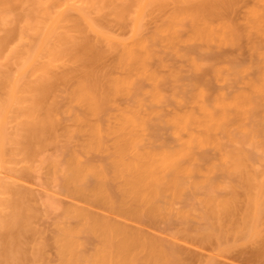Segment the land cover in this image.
I'll list each match as a JSON object with an SVG mask.
<instances>
[{
  "label": "bare ground",
  "instance_id": "obj_1",
  "mask_svg": "<svg viewBox=\"0 0 264 264\" xmlns=\"http://www.w3.org/2000/svg\"><path fill=\"white\" fill-rule=\"evenodd\" d=\"M32 1L33 0H31V2ZM135 1L133 2L134 4H139V6L135 4L137 9L133 7V3H130L132 4L130 6L126 0L118 2L120 5H122L121 3L123 2L128 3L127 6L134 8L132 11L129 8L127 9L126 3V7L120 8L119 4H115V0H34L33 4L35 9H33L34 7L32 4L33 11L30 9V11H28L30 14L32 11L33 14L30 15L27 12V14L30 15V17L29 15L27 17H29L31 21L29 18L24 20L25 22L23 21L25 27H22L23 29L20 28L22 30L18 31L19 34L17 32L18 36H16V38L18 37L20 40L17 41L20 42L21 39L24 38L21 32L24 34L23 31L25 29L28 32L32 30L31 32L34 34L31 35L35 36H30L29 33L24 39L29 41L32 39L28 40V37H36V40L33 39L35 40V42L33 41L35 44L30 45L31 47L29 46L30 48L28 49L24 48V51L21 52L23 56H21V53L19 54L20 50L16 51L17 53L13 50H9L8 55H4L5 57H3V59L6 60V57L9 59L11 54H14L12 56L14 60H16L15 56H17V54L20 55H18L19 58L25 55L23 59L17 57V60L19 63L21 61V66H24V69L25 66L27 69V67L29 68V65L34 62V65L38 63V61H35V58H41L39 56L40 52L43 51L45 54L49 53V48L53 49L56 44H54L53 48L51 45L59 38L61 42L56 43L61 46L60 50L63 51L62 43H64L63 40L66 38L64 36L63 40L61 37H55V39H53V36L58 35V33L53 35L54 30H56L54 26L59 28L60 26L58 27L56 24L59 23V21L62 23V18L64 19L66 17H64L65 13L71 9H76L74 11H77V13L79 12L78 14L84 19L88 12L86 11V6L88 4L89 7L96 5V7L99 8V6H97L98 4L101 3L104 5L106 3L104 7L109 9L110 6L112 9L115 7V12L120 8V17L123 18L119 19V16L117 17V14H114L121 23L124 22L121 20L124 19L127 12H129L127 14L135 13V15L133 14L135 17L130 14L128 18L129 20L131 18V23L134 20V27H136L140 23L139 20H141L139 16L144 15L145 9L148 6L146 4H149L150 1ZM161 1L164 2L165 0H160V2ZM179 1H188L187 5L188 3H191V5H188L186 9H181V5H185L184 3L186 2L182 3L179 7V3L176 2V4H174L175 1L173 0V3H171L172 6L170 7L174 9V7L178 6V9L172 11V8L166 4L168 2L169 5L171 0L164 2L166 6L161 2V4H164V7L171 9V13L167 11L166 16H164L166 18H162L163 22L161 21L160 24L166 23L164 26L158 29V25L160 24H157L158 27H154L152 31L153 35L152 32L148 33L152 35V37L149 35L151 37L150 40H143V35H141V37L137 34L140 30L139 27H136L137 32L136 30L131 32L132 35L129 32L130 35L128 36L131 37L129 38L127 36L129 38L127 41H124V39L121 41L119 38L116 40L117 37L111 36L115 38L114 41L107 34L106 37L103 35L104 38L98 35L102 33L99 32L97 37L99 38L100 36V40L101 38L105 39L103 40L104 44H106L105 41H107V44H109L108 50L103 48L101 51V48H99L96 43L92 42L94 43L92 45V43H90L91 41L88 42V40L85 39L82 40L84 43L81 41L83 44L79 42L77 43L78 45H74V47L78 46V48H74V50L70 48L71 51H73L71 53L76 52L75 55L73 54L74 56H76L77 53L79 54L76 58L74 56L72 58L73 61H77L76 63L78 65H76V67L79 66L77 69H74L75 74H79L74 75V73H71L73 70L72 67H67V70L65 67L63 72H66L62 76L61 73L63 72H61L59 75L61 77L52 75V78H54L50 79L48 77L51 76L47 68V71L45 69L43 70V68H41L42 70L37 69L44 72L46 71L47 73H45V76L49 75L45 78L42 73L43 79H40L41 75H39V83L35 80V84L36 82L39 84V88L37 86L38 89L35 88V85V87L32 85L29 88V90L32 89L33 91L27 89L30 93L27 103L28 106L32 93L36 94L37 92L39 96L38 98L35 96V98H31L33 102H30V106L32 107L28 109V106H26L28 110L25 109V112L32 110V112H30L34 115V113L37 112L36 110H38L39 115L38 112L36 115L38 117L41 116L39 118H43V120H35L32 122V126H29L30 129L27 128L29 132H32V134H30L32 135V139L29 138L27 141L33 140L35 142L34 139L38 138L43 143L42 139L44 138L41 134L45 133L46 136L47 134L51 136L50 133L58 129L57 133L59 134V132H61L59 138H61L62 135V138L69 142L66 148H60L62 150L59 155H57L58 152L55 151V153H57L56 155L54 153V156H57L56 158L52 156V154L49 157L44 156L46 159H44L43 156L40 157L43 158L44 161L46 160V162H43L46 164L48 160H50L49 158L52 157V160H50L48 166H46L50 167L49 170L51 169V172L47 169L49 172L48 174L52 173L51 176H53V178L51 176L50 178L55 181L54 184L53 182L51 183V189L52 191L54 190L53 192L59 189V191L57 190L58 194L61 193L59 197L61 195L65 196V198L61 197L63 200L67 198L65 202L62 200V212L57 214L58 216L61 215L60 218L56 215L57 221L55 222V220H53L54 218L52 219V221L55 222H51V225L54 224V232H51L53 229H51L50 232L54 234H52L51 240L48 238V240L51 241V243L49 242L50 244H48L49 250L53 251L51 256L55 257H53L54 260L52 262L47 261L45 264H183L185 262L181 263L180 260L181 256V259H183L182 253L180 252L181 255H179L178 248L175 249L172 243L168 242L166 237H162L159 232H162L163 228L168 229V227L170 225L173 226V224H180L183 227L190 225L189 228H193V225L194 227L196 224L200 225L202 221L208 222V225L210 223L212 227H216L209 230L211 226L209 225V227L207 225L208 231L212 232V230L215 229V232H218L219 228H222V224L219 222L222 218L220 219L221 216L219 215L218 220H216L219 212L216 211L217 208L215 209V207L221 208L223 205L224 210L221 208L223 211V213H221L222 215H224L225 212H228V214H236L232 210L236 208L234 202L237 199L232 200V197L238 198L236 194L239 192V189L233 190V188H231L230 190L233 191H230L229 187L237 188V186L241 185L240 192H242V189L245 191L244 194L246 197L242 193L243 202L241 203L243 204L244 200H246L249 205L244 203V208L241 205V210L243 212L239 211L241 214L243 213L245 215L246 208H248L245 218H247L248 213L252 209L253 211L250 213L253 212V214L257 216H259L260 211L263 212L264 209L262 208L263 210H260L259 208L262 207L261 200L264 199V194H262L264 181L263 179V182L258 181V177L260 174L264 175V167L261 169V166H259L264 162V0ZM7 2H9V0H7ZM12 2H17V0H10V4L6 10L10 9L9 7L13 4ZM21 2H23V0ZM4 4L7 6L6 2H2V5ZM107 4H109V7H107ZM5 5L4 7H6ZM118 5L119 8H116ZM187 5H185V7ZM100 7L102 8V5ZM92 9L94 8L92 7ZM143 10H145L144 13ZM237 10L240 11V14L238 13V18L236 17L237 14L234 15L236 19L232 18L233 14L237 13ZM124 13L125 15H123ZM136 14H139V18L137 17L138 19H136ZM24 15H21L23 19H25ZM1 17L3 16H0V23H4V19L2 20ZM83 19L81 20L83 21ZM164 19H167L166 22H164ZM64 20H66V18ZM86 21L84 23L89 24V21ZM90 25L91 24L88 25V28L92 26ZM91 29L93 33L96 30L94 27H91ZM155 29L159 30L157 31L159 33L158 36L155 35L157 34ZM130 30L132 31V29ZM146 34L144 36H147ZM9 35L10 34H7L8 38L10 37ZM50 35L53 36L51 37L52 39L48 41L54 40V42L50 45L49 43L52 41L47 43L46 46L48 50L47 47L46 50H44L45 42L50 38ZM59 36H61L60 33ZM149 36L148 38H150ZM11 38L12 37L8 39L10 40L8 43L12 41ZM7 39L5 40L4 38L1 40L0 47H3L2 49H4V47L6 49L7 46H5V42H7ZM18 42L13 46L18 47V45H25L26 43L25 41L23 44L24 40L20 42V44H18ZM67 42L65 41V45L68 48L71 47ZM112 42L117 46L116 50L118 51H116V53H112L115 49H112ZM65 48V52L67 51L70 53V49L68 51V48ZM98 48L100 49L99 51L97 50ZM104 50L117 56V60H113L112 58L114 56L110 54L111 58L109 59H112V62L117 61L118 66L120 65V69L123 67V69H121L122 72L121 70L117 72H120L121 75L115 78L112 77L111 79V75L116 72V69L111 75L107 74L106 70L104 71L105 67H103V64L105 62H103V58L105 54L107 55L109 53L103 52ZM44 53H41V56ZM48 55L52 56L50 53ZM55 57L58 59L54 54L52 58L49 57L53 61L55 60L54 62L49 59L50 61L45 60L43 64L55 63L57 61ZM77 57H79L78 60ZM12 58L8 63L16 64L15 66L17 68L15 67V69L19 71L17 60L14 61ZM169 59H175L178 62L176 65H178L179 68L175 66L173 68L174 63H172V65L169 64ZM100 60H102V64H100ZM6 61L5 63H7ZM11 61H13V63ZM111 61L108 62L112 65ZM180 62L185 64H181V66H183L181 69ZM79 63L82 64L80 65ZM114 64L112 67H118ZM44 65L50 69V65ZM155 65L157 66L156 68L154 67ZM82 66L84 69L82 70L81 68V71L79 69ZM101 67L104 68L103 71L106 72V75L104 72L103 73L107 80L111 81L109 82L110 84L107 80H104L106 78H104V75L101 73ZM159 67L162 68L163 71H161ZM32 69H34V67H32ZM35 70L36 69H34V71ZM69 70L70 72H68ZM158 70L161 74L166 72L165 74H167V76L165 77L164 74L163 77V74H159ZM18 71L15 70V74H19L20 72H22V74H27L26 72L24 73L25 70L21 69L19 72ZM188 72L191 73V75L194 74L196 77L198 76L202 81L198 79V83L193 82V80H191L192 76H187L189 74ZM4 73L1 74L6 77L7 75H4ZM117 73L115 75H118ZM22 74L20 73L21 78L18 76L16 80L14 78H5L4 80L3 77L4 87L6 85L9 86L6 82L9 83L10 79H14V81L21 80ZM97 77L102 78L99 79ZM97 79L99 82L100 80L102 81L101 85ZM144 79H147V82H149L148 84L146 83L147 85H142ZM103 80L105 84H103ZM145 82L143 84H145ZM164 82H166V87H164V85L162 86ZM10 84L11 90L9 89L10 86L7 87L10 90V92L7 93L9 94L7 95L8 100L11 99L9 98L11 93L12 96H14L15 88H17V84H20V82H17L15 85L13 81H11ZM106 84L107 89L103 86ZM32 87L38 91L36 90L35 92V89ZM21 88L19 85L17 92H20ZM50 93L55 94V99L56 94L61 96V99L59 98L61 101H57L59 100V96H57V102L50 103L48 101L44 104L48 100L45 99ZM17 94L21 95V92ZM54 94L53 96L52 94L50 95L51 101L54 100V98H52ZM115 96H118L119 100L121 98V101L119 102L118 99L115 100ZM119 96H123L125 101L122 102L123 97L119 98ZM15 97H13L14 100H21H17ZM13 99L8 103L5 101V104H3L4 101L0 103L2 108H7V111L4 112L7 113L10 111L8 107L10 109L12 108L14 104ZM20 102L21 101H19V103ZM6 104H8V107H6ZM50 104L53 106H50V108L48 107L49 109L45 108ZM15 105H17V103L14 104V106ZM22 105L20 108L24 109L25 106L23 105V107ZM41 107L46 110L44 109L43 111ZM4 109L0 108V115L3 113ZM39 109L43 111L40 110L42 114ZM25 112H21V114ZM6 113L4 117H2L3 115H1V117L5 118ZM29 114L27 115L28 119L30 118L28 117ZM24 117H26V115ZM27 118H25L24 122H26V124L27 121L31 123ZM59 118L65 119L68 123L64 120L60 122ZM1 120L3 121V119ZM2 121L0 123H2ZM61 123L62 125H60ZM2 124H0V126ZM60 126L62 127V131L59 129ZM28 133H26V135H28ZM38 133L42 139L38 137ZM30 135H28L26 139H28ZM35 135L37 136L35 137ZM51 137H54L55 140H59L58 137L55 138V135ZM64 137H66V139ZM62 138L58 143L63 140ZM39 140L35 143H38ZM45 142L46 144L50 143L48 140ZM0 143L3 142L0 140ZM27 143L29 142H26V144ZM33 144L30 145L31 149L28 144V149L30 150L28 151L31 152V154V150L34 152V149H32ZM38 144H40V146L42 145L40 142ZM1 146L2 144L0 147ZM62 146H64V144ZM3 147L4 146L0 148L1 151H3ZM58 149L59 148H56L57 151H59ZM41 162L42 160L39 159V163ZM248 165L254 169L252 173L250 172L251 170H248L249 168L246 169ZM262 165H264V163ZM245 169L246 172L243 171ZM258 170H260V174ZM259 179L261 180L260 177ZM53 185L54 187L57 186V189H53ZM224 188H226V190H224ZM220 190L226 192L223 194ZM219 191L222 192L223 197L232 195L229 197L230 201L222 200L226 204L223 203L220 198L222 194L218 195L220 193ZM231 192L233 193L231 194ZM225 193H227V195ZM52 194L46 195L47 198L49 196V201H57L58 199V201H61L60 198L57 199L54 197L56 196L55 194L51 196ZM228 197H225V199H228ZM47 198L46 200L48 201ZM47 201L46 204L48 203V206L46 205V207H48L49 210L53 207L52 210L55 209L54 211H56V208L61 209L60 205H58L59 208L55 207L59 202ZM228 202L232 203V206L229 205ZM258 202L261 204L260 207H257ZM49 203H53L55 206ZM15 205L19 206L21 204L15 203ZM49 205L51 207H49ZM226 205L230 212L227 211V208H224ZM250 205L255 207L250 208ZM21 206H23V204ZM20 208L22 212H17V214H19L17 218L24 212V208L27 207H23V209L22 207ZM220 208L217 210L219 211ZM255 210H257V212ZM15 212L14 209L12 212L14 216ZM28 212H30V210ZM28 212L27 216H29ZM216 212L217 215L215 216ZM250 213L248 219L250 216H255L250 215ZM24 214L25 213H23V219H25V221L21 220L23 223L25 222L27 224L29 221L27 222L26 220L29 219L24 218ZM228 214H226L227 216L225 215L226 219L224 216L223 219L226 221L231 219L228 223L232 224V220L236 219H234L232 214V217ZM241 214L238 215L241 216L238 217V221L244 217V215ZM262 214L260 215L262 216ZM14 216H11L12 218L9 219L6 224L7 228H5V230H7V233L2 236L3 244L1 247L4 246L5 248V240L7 243L8 240H13L9 244L14 245L16 249L20 248L16 242L18 240L15 239L19 237L16 234L19 233L17 231L20 230L21 227H14L17 221L15 220L17 219L16 216ZM228 216H230V218ZM257 218L258 217L249 219L250 224L247 223L246 219L244 221V218L241 219V221H243L241 224L240 221L239 224L236 223L237 221L233 222L232 227L234 223H236L234 227L237 228H233L234 234L238 236V241H240V239L243 241L244 239L245 242L246 237L248 239L250 237L251 240V238L253 239L252 236H256V234H259L260 237L258 236L256 238L254 236V240L251 241H256V239L259 241L258 238H261L260 234H264V230H262L263 228L258 230L256 226L259 224L256 225L255 223L254 225L251 221L254 219L253 222L258 221L257 223H259V221L262 222L264 218H258L259 220H257ZM212 223L215 225H212ZM184 224L188 225L184 226ZM216 224H221V227L217 228ZM229 224L227 225L230 227H228L225 232L230 233L229 229L231 225ZM203 225L206 227L205 223ZM239 225L240 227H238ZM261 225L260 228L264 227V224L261 223ZM21 226L23 231H20V235L24 233L25 236L24 226ZM160 226H164L161 231H159ZM25 227L27 233H29L31 228L26 225ZM13 228H15L14 233L16 236L14 235V238L10 240L8 238L13 237ZM28 228L29 232L27 230ZM197 228V231H199L200 226ZM34 230L35 229H33V231ZM37 230L39 231L40 229ZM204 230L202 232H204ZM260 230L263 232L260 233ZM38 231L36 233H38ZM206 231L204 234L201 233L200 235L206 238L209 235L208 239L210 240V235L212 233L209 232L210 234H208ZM41 232L39 233L41 234ZM219 232L221 235L222 232L225 235L224 231L219 230ZM219 232L218 234H220ZM36 233L35 231L34 234L32 232L34 236ZM237 233L240 235L244 233L246 237L244 236V238H242L243 236L240 237ZM29 234L26 236H29L28 238L31 239ZM218 234L213 235L216 236L218 240L220 237L219 241H223V235L221 237L218 236ZM234 234L231 232L228 237V239L231 238V242L236 240V236L234 240L231 237ZM21 236H23V234ZM262 236V244H264V235ZM48 237H50V234ZM204 237L202 241L205 242L206 240ZM216 238L215 240H217ZM38 240H35V242H40L39 238ZM218 240V247L216 248L219 250L221 247L220 251L225 250L224 247L226 246H220ZM33 242L34 241L31 242V246L35 243ZM41 242L44 243V240H41ZM41 242L38 244H41ZM225 243L228 244L227 242ZM255 243H257L260 249L261 246H259L258 242ZM259 243L261 245V240ZM48 244L46 242L44 245L41 244L42 246L40 245L36 248H39L41 251L42 247ZM11 245L8 247L10 248ZM19 245L21 246V241ZM229 245L233 246L234 244L231 245L229 241L228 246ZM33 246L35 248V245ZM50 246L53 247V250ZM1 247L0 250L5 252V250H3L4 248L1 249ZM8 247L6 246L5 249H7V252L9 251V254L5 252L4 254L6 255H4L3 252L0 251V255L2 254L6 257L7 254L10 255L14 252L12 251L13 247L11 248V252ZM20 249L15 251L18 255L15 254V252L13 254L15 257L11 255L12 259L14 258V260H16V264H19V262L17 263L18 256L22 253ZM39 249L38 253L40 252ZM35 250L36 249L32 248V254ZM42 250L41 252H45L44 250L46 249ZM254 250H257V248ZM36 251L35 253H37ZM253 251H251V254ZM45 253L44 255L41 253L42 256L48 257V252ZM259 253H263V249ZM2 255L0 264H13L12 261L14 260H10L11 262L2 261ZM8 257L11 258L10 256H7V258ZM208 257H211V255ZM32 258H34V256ZM258 258L260 259V257ZM34 260H32V262L36 264ZM184 261L186 260L184 259ZM262 263H264V261H262ZM202 264L204 263L202 262ZM205 264L216 263L212 259H209Z\"/></svg>",
  "mask_w": 264,
  "mask_h": 264
},
{
  "label": "rangeland",
  "instance_id": "obj_2",
  "mask_svg": "<svg viewBox=\"0 0 264 264\" xmlns=\"http://www.w3.org/2000/svg\"><path fill=\"white\" fill-rule=\"evenodd\" d=\"M13 1H15V0H13ZM22 0H17V2H12L13 4H12V6H10L9 8L10 9H8V10H6V8L9 6V4H10V0H9V2H7V0H0V16H3V17H1L2 18V20H3V22L4 23H0V44H1V40L2 39H4L5 38V40L8 38V36H7V34H10L9 36L10 37H12L11 38V42H9L10 43V45H9V43H8V41H10V40H8L7 39V42H5V46H7L6 47V49H5V47H4V49H2L1 47H0V49L2 50V52H1V50H0V72L3 74L4 72V75L6 74L7 76L6 77H4L1 73H0V77H1V79L4 77V80H5V78H14L15 80L16 79H18V78H16V77H20V73L22 74V72H20L19 74H15L16 72H15V70L16 71H18L17 69H15V65L14 64H11V63H8V62H10V60H11V58H12V56L14 55H12L11 53V58H10V56H9V59H8V57H6L5 59L6 60H8V61H6V60H4L3 59V57H5L4 55H8V53H9V50H13L14 52H16V51H19V54L21 53V52H23L24 51V48L26 49H28V48H30L31 46L30 45H33V44H35L34 42H35V38H33V37H28V40L29 39H32V40H29V41H27V40H25L24 38L25 37H27L28 36V34L30 33V36H35V35H31V34H34L33 32H31L32 30H29L30 32H28L26 29L23 31L24 32V34H22V32H21V35L23 36L24 35V38L23 39H21V41L20 42H23V40H24V42H23V44L25 43V41H26V43H25V45H22V44H20V42H18L17 40H20V39H18V37L16 38V36H18L17 35V32L19 31V30H22L25 26H24V23H23V21L24 20H26L27 18H29L30 17V15H32L33 13H32V4H33V2H34V0L31 2V0H23V2H21ZM120 1H122V0H120ZM120 1H118V0H115V4L117 3V4H119L118 2H120ZM125 1V0H124ZM128 3H129V5L131 6L132 4H130V3H133L135 0H132V1H128V0H126ZM150 1V3L149 4H146V5H148L147 7H146V11L145 10H143V13H144V11H145V13H144V15L143 16H139L140 17V19L141 20H139L140 21V23H139V25L138 26H136V27H139V31L137 32V28L136 27H134V20H133V18L135 17L134 15H135V13H133V14H131V15H133L134 17L132 18V23H131V18H130V20H129V18L128 17H130L129 15L130 14H127V13H129V12H125L126 13V15H125V13L123 14V15H125L124 16V19L123 20H121L122 22L124 21V22H126V23H121L120 22V20H118L117 19V17L119 16V19H122L121 17H120V8H124V7H126L127 5H128V3H126V2H123V3H121L122 5H120V8H119V5L116 7V8H119V10L117 9V12H115V7H113V9L111 8V6H110V9L109 8H105L104 6L106 5V3L103 5V4H101L102 5V8L100 7L101 5L100 4H98L97 6H99V8H101V9H99V8H97L96 7V5L95 6H90L91 7V9H90V7H89V4L86 6V11H88L87 12V15H85V17H84V19L85 18H87V19H83L82 17H81V15H79L78 13H77V11H74V10H76V9H71V10H69V11H67V13H65V15H64V17L66 18V20H64L63 18H62V23L59 21V23H57L56 25L59 27V28H57L56 26H54L55 27V29L57 30V32H56V30H54V28H53V30H54V33H53V35H55L56 33H58V35H55V36H53V39H55V37H57V38H59V37H61V39L63 40L64 39V36H65V40H63L64 41V43H62V47H63V51L62 50H60V48H61V46L59 45V44H57L56 42H61V41H59V39H56L55 41L56 42H54V40L51 42V41H48L49 39H52L51 37V35H50V38H48L47 39V42H45V49L44 50H46V44L47 43H49V42H51V43H49V45L50 44H52L53 42V45H51V47L53 48V46H54V44H56L55 46H54V48L53 49H51V48H49L50 50H48V47H47V50L48 51H50L49 53L50 54H52V56L51 55H48L49 53H47V54H45L43 51L42 52H40V57L41 58H39L38 59V57L37 58H35L36 60V62L38 61V63H36L35 65H34V63L33 64H31V65H29V68L27 67V69H26V66H25V69L23 68L24 66H21V61H20V63L18 62V60H17V57H18V55L19 54H17V56H15L16 58V60H14L13 58H12V60H14V61H16V62H18V64H19V66H18V69H22V70H25L24 71V73L26 72L27 74H22L21 76H22V79L19 81H14V79L13 80H9V83H7L6 82V84H9V86H10V90H11V81H13V83L16 85V83L18 82H20V84H17V88H19V85H20V88H21V95H19V94H17V93H20V92H17L18 91V89L17 88H15V93H14V96H12V93H11V95L9 96V98H11L10 100L12 101V99H13V97H15V99H17V100H19V99H21V100H19V101H21L20 103H19V101H16V100H14L13 101V103L14 104H16L17 103V105H15L14 106V104H13V106H12V108L10 109L7 105L8 104H6V107H8V109L10 110V111H8L7 113L6 112H4V111H7L6 109H4V107L2 108L1 107V105H0V108L1 109H4L3 110V113L1 114V115H3L2 117H4V115H5V113H6V116H5V118H2L1 117V115H0V122L2 121L1 119H3V121H2V123H0V124H2L1 126H0V140L3 142V143H0V145L2 144V146H4L3 147V151H1V149H0V247L2 246V244H3V240H2V236L4 235V234H6L7 232V230H5V228H7L6 227V224L8 223V220L9 219H11L12 217L11 216H14L13 215V211H14V209H15V216H16V218H17V216L19 215V214H17V212L19 213L21 210V208L20 207H22V209H23V207H27V208H24V212L23 213H25L24 214V218H26V219H29V220H26L28 223L26 224L25 222L23 223V221L22 220H24L25 221V219H23V213L19 216V217H21V218H17V219H15V220H17L16 221V224H15V226L14 227H21L20 228V230H18L17 232H19L18 234H16L17 236H19V237H17L15 240H18V241H16L17 243H18V246L20 247V248H22V249H20V248H17L18 250L20 249V251L22 250V253L21 254H19V256H18V261H17V263L19 262V264H35L34 262H32V260H34V258H35V262H36V264H45V262H47V261H53L54 260V258L53 257H55V256H51L52 255V252L53 251H51V250H49L50 248H49V244L51 243V241H49V240H51L52 238H51V236H52V234H54V233H51V232H54V224H52L51 225V222H53L52 221V219L53 220H55V222L57 221V217H59L60 218V216H58L57 214H60L61 212H62V206H63V201L65 202V200H67V198L66 199H62V198H65V196H60L59 197V195L61 194V193H59L58 194V191H59V189H57V186H55L54 187V185H53V189H57L55 192H53L52 191V189H51V183L53 182V184H54V182L55 181H53L51 178H50V176H51V174L52 173H50V174H48L49 172H51L50 170H49V168L50 167H46V166H48V162H50V160H52L51 158H49L50 160H48V162H47V164L46 163H43V162H46V160L44 161L43 160V158H44V156H47V157H49L51 154H52V156H54V153H55V151L56 152H58V154L57 153H55V155L57 154V155H59L60 153H61V150L62 149H64V148H66L67 146L66 145H68V143L69 142H67L66 140H64L63 138H62V135H61V138L63 139V140H61V142L60 143H58L59 142V140L61 139V138H59V136H60V134H61V132H59V134L57 133L58 132V129L57 130H55L54 132H52V133H50L51 134V136L53 135H55V138H57L58 137V139L59 140H55L54 139V137H51V136H49L48 134H47V136H46V134L45 133H43V134H41V136H43V138L45 139H42L41 137H40V135H39V133H38V137H40V139H42L43 140V143L37 138H35L34 140H35V142L37 141V140H39L38 141V143L40 142L42 145L43 144H45V145H41L40 146V144H38V143H35L33 140H31V141H27V140H29V138H31L32 139V135H30V134H32V132H29V130H27V128L28 129H30V127L32 126L31 124H32V122H34L35 120H43V118H39V117H41V116H37L36 115V113L38 112V110H36L37 112H35L34 113V115H33V113H31L32 112V110H30V111H27V112H25L26 110H28V109H31V107L32 106H30L31 104H30V102L32 101L33 102V100L31 99L32 97L33 98H38V96H39V94H37V92H36V90L39 88V84H37V82L39 83V81L40 80H38V78H40V76L39 75H41V78L40 79H43V77H42V73H43V76H45V73H47L46 71L48 70V73L50 74V76L51 77H48V78H52V75H58V77H61L65 72H63L64 70V68L66 67V70H67V67H72L73 68V70H72V68H71V70H72V74L74 73V75H76V74H79V73H76L75 74V70L74 69H77L79 66H77L76 67V65H78L76 62L77 61H73L72 60V58H73V56L75 55V53H71V52H73V51H71V49L70 48H72L73 50H74V48H78V44L77 43H79L80 42V44H83L84 43V41H82L83 39H85V40H88V42L89 41H91L90 43H92V42H94V43H96L97 44V46L99 47V48H101V51L103 50V48H105V50H108V46H109V44H107V41H105L106 42V44H104L103 43V40H105V39H103V38H101V40H100V36H105L106 37V34L108 35V36H110V38L111 39H115V38H112V37H117L116 38V40H118V38H119V40H121V41H123V39H124V41H127V40H129V38L131 37H129L128 35H130V33L131 32H133V30H136V32H137V34L138 35H143V37H142V39L143 40H150L151 39V37H152V35H153V30H154V27L155 28H157L158 26H159V28L158 29H160V27L161 26H164V24H166V23H164V24H160V22L162 21V18L164 17V16H166V12L167 11H170V13H171V9H167L168 7H164V2H166L167 0H165L164 2H162V3H164V4H161V2H160V0H149ZM175 1V3L174 4H176V2L177 3H179L178 4V6L180 7V5L182 4V3H184V2H186V3H184L185 5H187V2L188 1H184V2H181V1H179V0H174ZM179 1V2H178ZM206 1V0H205ZM2 2L4 3V2H6V4H7V6L6 7H4V5H2ZM136 2V1H135ZM147 2H148V0H147ZM159 2H160V4H159ZM169 2V1H168ZM168 2L166 3L167 4V6H172V4L171 3H173V0H171V2L169 3V5H168ZM181 2V3H180ZM99 3V2H98ZM114 3V2H113ZM125 3H126V6H125ZM116 4V5H117ZM134 4V3H133ZM136 4V3H135ZM134 4V5H135ZM138 4V3H137ZM136 4V5H137ZM166 4H165V6H166ZM109 4H107V7H109L108 6ZM113 5V4H112ZM124 5V6H123ZM133 5V7L135 8V9H137V6L135 5L134 6ZM145 5V6H146ZM162 5H163V7H162ZM185 5H181V9H186L187 7H188V5L190 6L191 5V3H188V5L185 7ZM115 6V5H114ZM122 6V7H121ZM130 6H127V9L129 8V9H131L132 11L134 10V8L132 7H130ZM138 6H139V4H138ZM174 6H176V5H174ZM177 6V7H178ZM33 7H34V4H33ZM92 7L94 8V9H92ZM177 7H174V9H178ZM183 7H185V8H183ZM170 8H172V11H174V9H173V7H170ZM179 8V9H180ZM32 10L31 11V14L28 12V11H30V10ZM33 9H35V7L33 8ZM88 9V10H87ZM115 9V10H114ZM6 10V11H5ZM126 10V9H125ZM238 10H240V9H238ZM237 10V13H235V14H233V16H232V18H235L236 19V17L238 18V13L240 12V11H238ZM128 11V10H127ZM130 11V10H129ZM27 12L30 14H27ZM85 12V11H84ZM124 12V11H123ZM135 12V11H134ZM117 14V17H116V15L115 14ZM138 13V12H137ZM143 13H140V14H143ZM24 14H27V15H24ZM84 14H86V13H84ZM168 14V13H167ZM237 14V16L235 17L234 15H236ZM240 14V13H239ZM21 15H24L25 17V19H23L22 17H21ZM29 15V17H27ZM137 16H136V19H138L139 17H138V15L139 14H136ZM80 16V17H79ZM168 16V15H167ZM138 17V18H137ZM23 19V20H21V19ZM164 18H166V17H164ZM30 19V18H29ZM81 19H83V21L81 20ZM20 20H21V22H20ZM87 20V21H86ZM165 20V19H164ZM167 20V19H166ZM166 20L164 21V22H166ZM30 21H31V19H30ZM88 22L89 21V24H91L90 26L91 27H94L96 30H97V32H96V30L94 31V33L96 34V36H95V34L91 31L92 29H91V27H89L88 28V23H86L87 24V26H86V24L84 23V22ZM130 21V22H129ZM139 21H137V22H139ZM25 22V21H24ZM163 22V21H162ZM58 24H61V25H58ZM157 24H160V25H158L157 26ZM22 25V26H21ZM23 27V28H22ZM187 27H188V25H187ZM20 28H22V29H20ZM130 29H132V31L130 30ZM162 29V28H161ZM94 30V29H93ZM156 30V29H155ZM157 31H159V30H156V33L157 34H155V35H157L158 36V32ZM26 32H27V34H26ZM99 32H102L101 34H98ZM130 32V33H129ZM150 32H152V35L151 34H148V33H150ZM155 32V31H154ZM59 33H60V35L61 36H59ZM147 33V34H146ZM18 34H19V32H18ZM26 34V35H25ZM51 34H52V32H51ZM97 34L98 35H100L99 36V38L97 37ZM147 35V36H144V35ZM131 35H132V33H131ZM149 35H151V37L149 36ZM20 36V35H19ZM63 36V37H62ZM103 36V37H104ZM112 36V37H111ZM129 38H128V37ZM148 36L150 37V38H148ZM104 37V38H105ZM126 37H127V39H126ZM138 37V36H137ZM145 37V38H144ZM154 37V36H153ZM160 37V36H159ZM109 38V37H108ZM27 39V38H26ZM33 39H35V40H33ZM67 40H68V42H67ZM30 41H32V42H30ZM34 41V42H33ZM65 41L67 42V44L68 45H71V47H67L66 45H65ZM83 43H82V42ZM115 41V40H114ZM16 42H18V44H20L21 46H19L18 45V47L16 46V47H14L15 46V44H17ZM27 42H29V43H27ZM85 42H87V41H85ZM87 42V43H88ZM94 43H92V45L94 44ZM110 43V42H109ZM73 44V45H72ZM75 44H77L76 46L77 47H74V45ZM95 44V45H96ZM14 45V46H13ZM112 49H114V52H112V53H116V51H118V50H116V48H117V46L115 45V44H113V42H112ZM30 46V47H29ZM50 47V46H49ZM68 48V51H69V49H70V53L69 52H65V50H64V48ZM95 47V46H94ZM65 48V49H66ZM97 49L98 51L100 50V49ZM107 48V49H106ZM4 50V51H3ZM103 51V52H106V53H108L109 51ZM48 51H46V52H48ZM77 51V50H76ZM100 51V52H101ZM111 51H113V50H111ZM11 52V51H10ZM52 52V53H51ZM54 52V53H53ZM78 52V51H77ZM102 52V53H103ZM17 53V52H16ZM15 53V54H16ZM41 53H44V54H42V56H41ZM111 52H109L107 55L105 54V53H103V54H105V57H106V59H105V57L103 58V62H105L104 64H103V67H105V69L104 68H102V71H101V73L104 75V73H105V75H106V72H107V74H109V75H111V73L113 72V71H115V69H116V72L115 73H112V75H111V79H112V77H117V76H119V75H121L120 74V72L119 73H117L118 71H120L121 69H123V67L120 69V65L118 66V63H117V61L115 62V61H113L114 63H117V64H114L111 60L113 59V60H115L116 59V57L117 56H115V54H112ZM53 54H54V56H57L58 57V59L55 57V59L57 60L55 63H50V64H48V63H44V64H46V65H50V69L48 68V67H46L44 64H43V62L45 61V60H48V61H53L51 58L53 57ZM55 54H58V55H55ZM74 54V55H73ZM110 54H112L113 56V58L112 59H109V58H111V55ZM77 55H79L78 53H77ZM76 55V56H77ZM20 56V55H19ZM21 56H23V54L21 53ZM76 56H74L75 58H76ZM24 57H25V55H24ZM24 57H18L19 59H23ZM49 57H51V58H49ZM50 59V60H49ZM79 59V57H77V60ZM117 60V59H116ZM5 61L7 62V63H5ZM48 61H46V62H48ZM55 61V60H54ZM53 61V62H54ZM111 61L112 62V65L114 64V65H116V66H118V67H116V68H114V67H112V65L111 64H109V62ZM12 63H13V61H11ZM79 62V61H78ZM102 62V60H100V64H102L103 63ZM107 62V63H106ZM176 62V63H175ZM15 63V62H14ZM172 63H174L173 64V68H174V66L175 67H178L179 68V66L178 65H176V64H178V62L175 60V59H169V64H171L172 65ZM80 64V63H79ZM82 64V63H81ZM80 64V65H81ZM99 64V65H100ZM181 64L183 65L184 63H182V62H180V66H181ZM33 65V66H32ZM43 65V66H42ZM51 65H52V67H51ZM185 65V64H184ZM31 66V67H30ZM100 66H102V65H100ZM32 67H34V69H36L35 71H34V69H32ZM75 67V68H74ZM155 68L157 67L156 65L154 66ZM183 66H181L180 67V69L182 68ZM17 68V67H16ZM41 68H43V70L45 69L46 70V68H47V70L44 72V71H40V70H42ZM81 68H82V70L84 69V67L82 66V67H80V69L79 70H81ZM114 68V69H113ZM154 68V69H155ZM186 68V67H185ZM184 68V69H185ZM33 70V71H31V70ZM37 69H40V70H37ZM103 69H104V71L106 70V72H104L103 71ZM159 69H161V71H163V69L162 68H160L159 67ZM175 69H177V68H175ZM3 70H5V71H3ZM19 70V71H20ZM81 70V71H82ZM3 71V72H2ZM18 71V72H19ZM74 71V72H73ZM78 71V70H77ZM76 71V72H77ZM81 71H78V72H81ZM17 72V73H18ZM61 72H63V73H61ZM68 72H70V70L68 71ZM104 72V73H103ZM121 72H122V70H121ZM156 72H157V70H156ZM165 72V71H164ZM168 72V71H167ZM60 73H61V76H59L60 75ZM118 74V75H115V74ZM158 73L159 74H161L160 73V71L158 70ZM166 73V72H165ZM165 73H162L163 74V77H164V74ZM189 73V72H188ZM48 74V75H49ZM161 74V75H162ZM185 74V73H184ZM48 75H46L45 76V78H47V76ZM99 75H101V74H99ZM104 75V78H106V76ZM115 75V76H114ZM189 75H191V73H189L187 76H189ZM194 75V74H193ZM193 75H191V76H189V77H191L192 79L191 80H193V82H196V83H198V81L200 80V81H202L198 76L196 77L195 75V77L193 76ZM39 76V77H38ZM108 76V75H107ZM167 76V74H165V77ZM103 77V76H102ZM102 77H100V78H102ZM21 78V77H20ZM54 78V77H53ZM52 78V79H53ZM97 78H99V77H97ZM99 78V79H100ZM103 78V79H104ZM108 78H110V77H108ZM1 79H0V103H2L3 101V104H5V101H7L6 103H8L10 100H8V97H7V95H9V94H7L8 92H10V90L7 88V87H9L8 85H6L5 87H4V85H3V79H2V81H1ZM59 79V78H58ZM199 79V80H198ZM7 80V79H6ZM35 80H37V82H36V84H35ZM56 80V79H55ZM104 80H107V78L106 79H104ZM104 80H103V82H104ZM97 81H98V79H97ZM108 81V80H107ZM146 81V82H145ZM16 82V83H15ZM99 82V81H98ZM109 82H111V81H108V83ZM145 82V84H143ZM100 85L102 84V81L100 80ZM149 83V82H147V79H144V81L142 82V85H147V84ZM165 83L166 82H164L163 84H162V86L164 85V87H166L165 86ZM169 83V82H168ZM103 84H105V82L103 83ZM110 84V83H109ZM108 84V85H109ZM3 87H2V86ZM33 85V87H35V88H37V86H38V88L37 89H35V88H33V89H35L34 91L36 92V94L34 93H32L31 95H30V102H29V106L27 105V103H28V100H29V92L27 91V89L29 90V88L31 87ZM35 85V86H34ZM167 85V84H166ZM103 86H105V88L107 89V84L106 85H103ZM161 86V87H162ZM168 86V85H167ZM169 86H170V84H169ZM5 88V89H4ZM6 89H7V92H6ZM29 91H33L32 89L31 90H29ZM38 91V90H37ZM39 93H40V91H39ZM17 94V95H16ZM52 94V96H53V94L54 93H50V95ZM19 95V96H18ZM50 95H48L47 96V98L45 99V100H47L44 104H46L48 101L51 103H53V102H55L56 101V99H57V96H59V95H57L56 94V99H55V94H54V97H52V98H54V100L53 101H51V96ZM22 96V97H21ZM35 96V97H34ZM21 97V98H20ZM120 97H123V96H119V98ZM61 99V96H59L58 97V99ZM116 98V99H115ZM115 98H113V99H115V100H117L118 99V96H115ZM4 99V100H3ZM6 99V100H5ZM25 101H24V100ZM57 100V101H61V100ZM23 100V101H22ZM115 100H113V101H115ZM119 100V99H118ZM123 101L122 102H124L125 101V99H124V97H123V99H122ZM56 101V102H57ZM121 101V98H120V100H119V102ZM23 102V103H22ZM31 102V103H32ZM24 105L25 106V108L24 109H22V108H20V106L21 105ZM43 104V105H44ZM22 105V106H23ZM9 106H10V104H9ZM23 106V107H24ZM26 106H28L27 108L28 109H26ZM46 106V105H45ZM50 106H51V104L48 106H46L45 108H47V109H49L50 108ZM53 106V105H52ZM51 106V107H52ZM11 107V106H10ZM49 107V108H48ZM45 108H43L42 109V107H41V109L44 111V109ZM26 109V110H25ZM41 109H39V111L41 110ZM24 110V111H23ZM41 110V111H42ZM46 110V109H45ZM2 111V110H1ZM40 111V112H41ZM42 111V112H43ZM21 112L23 113V112H25L24 114H21ZM42 112H41V114H42ZM32 114V115H30V114ZM29 114V116L28 117H30L29 119L27 118V115ZM40 114V115H41ZM26 115V117H24ZM38 115H39V112H38ZM22 116H23V118H22ZM61 116V115H60ZM7 117V118H6ZM33 117H36V118H33ZM62 117V116H61ZM25 118H27V120H30L31 121V123H29V121H27V124H26V122H24L25 121ZM45 119V118H44ZM60 119V122H62V120H64L65 122H67L65 119H61V118H59ZM5 120V121H4ZM33 120V121H32ZM65 122H63V123H65ZM68 123V122H67ZM30 124V125H29ZM28 125V126H27ZM60 125H62V123L60 124ZM30 126V127H29ZM2 128V129H1ZM61 126H60V130H61ZM27 131V132H26ZM31 131V130H30ZM62 131V130H61ZM2 132V133H1ZM29 132V133H28ZM26 133H28V135H30V137H28V139H26L27 138V136L28 135H26ZM2 134H3V137H2ZM37 135H35V137H36ZM34 138V137H33ZM65 139H66V137H64ZM46 140H48L50 143H47L46 144ZM57 141V142H56ZM66 141V142H65ZM26 142H29V143H27L26 144ZM53 142V143H52ZM35 145H34V144ZM65 143H67V144H65ZM28 144H29V148L31 149V147H30V145L31 144H33L32 145V149H34V152H33V150H31L32 151V154H31V152H29L30 150L28 149ZM64 144V146H62ZM37 145V146H36ZM2 146L0 147V148H2ZM63 147V148H62ZM56 148H59L58 150L59 151H57L56 150ZM60 148H62V149H60ZM29 150V151H28ZM43 156V158H40V157H42ZM55 158L57 157V156H54ZM39 159H41L42 160V165H41V163H39ZM44 159H46V158H44ZM264 163V162H263ZM262 163V164H263ZM259 165V166H261V169H262V167H264V165ZM43 165H45V166H43ZM249 168V169H248ZM47 169H48V171H47ZM246 169H248V170H251L250 172L252 173L253 172V168L251 167V166H249L248 165V167L246 168ZM246 169L245 170H243V171H245L246 172ZM258 169H260V168H258ZM262 171V170H261ZM263 171H264V168H263ZM260 172V170H258V173ZM248 173V172H247ZM243 174H244V172H243ZM246 174V173H245ZM260 174V173H259ZM248 175H250V174H248ZM263 174H260V178H261V180L259 179V177H258V181H262V179H263V181H264V178H263ZM52 178H53V176H51ZM234 179H236V178H234ZM52 180V181H51ZM238 180H240V179H238ZM237 180V181H238ZM236 181V182H237ZM262 181V182H263ZM56 185V184H55ZM228 188V187H227ZM231 188H233V190H237V189H239V192H237V194L236 195H238V198L237 197H235V198H233L232 197V200H235V199H237L235 202L234 201H232V202H234L235 204H236V208H235V210H232V209H230V210H232V211H234V213H236V214H233V213H231L232 215H233V217H234V219H236V220H232V224H233V222L235 221H237L236 223H238L239 224V221H240V224H241V222H243V221H241V219H243L244 218V221H245V219H246V221H247V223L248 224H250V220L249 219H251V218H256V217H258L259 219H263L264 218V199H260L261 200V204H262V207H260L261 206V204L258 202V204H257V207H260L259 209L260 210H263V212L262 211H260L259 212V216H257V215H255V214H253V212L252 213H250L251 211H253V209L249 212L250 213V215H255V216H250V218L248 219V215H249V213H248V215H247V218H245L246 216V212H247V209L248 208H246V211H245V215H244V217L243 218H241L239 221H238V217H241V216H238V215H240L241 214V212H239V211H242L241 210V207L243 206V208H244V206L245 205H243L244 203L245 204H248L247 202H246V200H244V203L242 204L241 202H243V200H242V193L244 194L245 193V191L242 189L241 191L242 192H240V189H241V185L240 186H237V188H234V187H229V190L231 189ZM243 188V187H242ZM264 188V187H263ZM223 190V189H222ZM222 190H220V191H222ZM224 190H226V188H224ZM229 190H228V193H229ZM233 190H230V191H233ZM219 191V192H220ZM51 192V193H50ZM52 192H53V194H55L56 192V196H54V197H56L57 199L58 198H60V200L61 201H53V200H51V201H49V196H48V198L46 197V195H50V194H52ZM223 192V194H224V192H226V191H222ZM222 192H220L218 195H220V194H222ZM235 192V191H234ZM263 192H264V189H263ZM262 192V194H264ZM233 192H231V194H232ZM53 194L51 195V196H53ZM223 194L220 196V198H221V201L223 200V201H225V200H227V201H230V198L229 197H231V196H224L223 197ZM226 195H227V193H225ZM230 194V193H229ZM261 194V195H262ZM217 195V196H218ZM234 195V194H233ZM235 195V196H236ZM261 195H260V197H261ZM51 196H50V198H51ZM58 196V197H57ZM244 196H245V194H244ZM263 196V195H262ZM62 197V198H61ZM225 197H228V199H225ZM246 197V196H245ZM46 198L48 199V201L46 200ZM56 198H54V199H56ZM219 198V199H220ZM223 198V199H222ZM264 198V197H263ZM53 199V198H52ZM245 199V198H244ZM63 200V201H62ZM46 201L47 202H55V203H58L57 204V206H55V204H53V203H49V204H53L55 207H58V205H60V207H61V209H57L56 208V211H54V210H52V209H48V207H46V205L48 206V203L46 204ZM222 201V202H223ZM258 201H259V199H258ZM221 202V203H222ZM263 202V203H262ZM15 203L16 204H23V206H21V205H15ZM60 203H62V204H60ZM223 203H225V202H223ZM226 204V203H225ZM228 204L229 205H231L232 206V203H230V202H228ZM227 204V205H228ZM260 204V205H259ZM52 205V206H53ZM227 205H226V207H224V208H227ZM242 205V206H241ZM249 205V204H248ZM247 205V206H248ZM234 206V205H233ZM17 207H19V208H17ZM29 207V208H28ZM49 207H51L50 205H49ZM235 207V206H234ZM253 207V205H250V208H252ZM255 207V206H254ZM253 207V208H254ZM59 208V207H58ZM219 209L217 206L215 207V209ZM221 208H222V210H224L223 209V205L221 206ZM221 208H220V210L218 211L217 209H216V211L217 212H219V214H218V216H217V219L216 220H218V218H219V215L221 216L220 217V219H221V221L219 220V222L222 224V228H219V230H221V231H227V229H228V227H230V226H228L227 224H229L228 222H229V220H231V219H228V221H226L225 219V217L227 216L226 214H228V212L226 213H224V215H222L221 213H223V211L221 210ZM229 208H231V207H229ZM263 208V209H262ZM19 211H18V210ZM25 209H27V210H25ZM234 209V208H233ZM257 209V208H256ZM30 210V212H28ZM60 210V211H59ZM226 210V209H225ZM245 210V209H244ZM250 210V209H249ZM28 212V215L30 216H27V212ZM59 211V212H58ZM220 211H222V212H220ZM227 211H229V209L227 208ZM256 212H257V210H255ZM22 212V211H21ZM217 212H216V214H215V216L217 215ZM230 212V211H229ZM243 212V211H242ZM255 212V213H256ZM12 213V214H11ZM30 213V214H29ZM239 213V214H238ZM263 213V214H262ZM231 214H228V215H231ZM241 214V215H242ZM257 214V213H256ZM260 214H262V216L260 215ZM8 215H10V216H8ZM56 215H57V217H56ZM226 215V216H225ZM232 215H231V217H232ZM14 216V217H15ZM223 216H224V218L225 219H223ZM229 218H230V216H228ZM58 218V219H59ZM257 218V220H259ZM18 219H19V221H18ZM22 219V220H21ZM22 222H21V221ZM214 220H215V218H214ZM213 220V221H214ZM253 220L254 219H252V223H254V225H255V223H256V225L257 224H259L258 226H256V227H258V230L259 229H262V230H264V227H261L260 228V225H261V223L262 224H264L263 223V221L261 222V221H259V223H257V222H253ZM256 220V219H255ZM18 222V223H17ZM20 222V223H19ZM55 222H53V223H55ZM212 222V221H211ZM216 222V221H215ZM214 222V223H215ZM218 222V223H219ZM201 223H202V225H201ZM200 223V225L199 224H196V226L197 227H199L200 226V229H199V231H197V227H196V229L194 230V225H193V228L192 227H190L189 228V226L190 225H188V224H184V226L186 225H188L187 227H183V226H181L180 224H177V223H175V224H177V225H174L173 224V226L172 225H170L169 227H168V229L167 228H163L164 226H160V228H159V231H161L162 230V228H163V230H162V232H159V234H161V236L162 237H166L167 238V240H168V242H170V243H172V245H173V247L175 248V249H177L178 251H179V255H181L180 254V252L182 253V255H183V259H181V257H180V260H181V263H183V262H185V263H183V264H202V262L205 264L207 261H209V259H212L216 264H264V263H262V261H264V246H262V245H264V244H262V241H263V239H261V238H263V236L262 235H264L262 232V230H260L261 232L260 233H262V234H260L261 235V238H258V240L260 241L261 240V245H260V243H259V241H257V239H256V241H251V240H254V236H252L253 237V239L251 238V240H250V237H249V239L246 237V235L244 234V233H242L241 235L240 234H238V235H240V237L241 236H243L242 238H244V236L246 237V241L244 242V239H243V241L240 239V241H238L237 239H238V236L236 235V234H234L235 232H234V228H237V227H234V225L236 224V223H234V225H233V227H232V224H229V225H231V228L229 229L230 230V233L232 232V234H234V235H232L231 237L233 238V240H234V237L236 236V240L235 241H233V242H231V238H229L228 239V237H229V235H230V233L229 232H225V235H224V233L222 232V235H223V237H222V235H221V233L219 232V230H218V232L220 233V234H218V232H215V229L214 230H212V232L211 231H208L207 230V227L210 225L211 226V224L209 223V225L205 222V221H202ZM206 224V227H204L205 225H203V224ZM221 224L219 225V224H216V226H217V228L218 227H221ZM237 224V225H238ZM21 225H23L24 227V232H25V236L27 235V234H29L30 235V238L31 239H29L27 236L25 237L24 236V233H21V235L23 234V236H21L20 235V231L22 232L23 231V229H22V226ZM25 225L26 226H29V228H31V230H30V232H29V228L27 229L28 230V232L29 233H27V231H26V227H25ZM183 225V224H182ZM199 225V226H198ZM208 225V226H207ZM212 225H215V224H213L212 223ZM219 225V226H218ZM202 226V227H201ZM209 226V227H210ZM261 226H263V225H261ZM52 227V228H51ZM204 227V228H203ZM238 227H240V225L238 226ZM16 228V229H17ZM213 228H216V227H210L209 228V230H211V229H213ZM33 229H35L34 231H35V233L38 231L37 229H40L39 231H38V233L39 232H41V234H40V236H39V234L38 233H36L35 234V236H38V237H35L33 234H34V231H33ZM51 229H53L52 231H51ZM205 229V230H204ZM223 229V230H222ZM201 230V231H200ZM204 230V232L206 231V232H208V234H210V233H212L210 236H211V238H210V240L208 239V237H209V235L207 236V238L206 237H204L203 236V234H204V232H202ZM228 230V231H229ZM33 232V234H32V232ZM51 231V232H50ZM217 231V230H216ZM15 232V228H13V230H12V234ZM210 232V233H209ZM214 232V233H213ZM27 233V234H26ZM201 233H203L202 234V236L204 237V239L206 240L205 242L204 241H202L203 240V237H201ZM240 233V232H239ZM34 236H32V235ZM49 234H50V237H48L49 236ZM213 234H218V236H221L222 238H226L225 240L223 239V241H219L220 240V237H219V240L216 238V236H214ZM14 235H15V233L12 235L13 237H10V238H8V239H10L11 240V238H14ZM15 235V236H16ZM33 238H32V237ZM259 236V234H256V238ZM172 239H170V238ZM260 237V236H259ZM38 238L40 239V242H41V240L43 241L44 240V243H46L47 242V246H43L42 247V249H46V250H44L45 252L47 251L48 252V254L49 255H47L48 257H43L42 256V254L41 253H43V255H44V253L45 252H41V251H43L42 249H41V251H40V249H39V251L41 252H39L38 253V249L36 248V247H39L41 244H43L44 245V243L43 242H41V244H38V243H40V242H38V243H36L35 242V240H38ZM47 238V239H46ZM48 238H49V240H48ZM51 238V239H50ZM215 238L218 240V242H219V244H220V246L222 245V246H226V247H224L225 248V250H223V248H222V250L224 251H220L221 250V247L219 248V250L216 248V247H218V243H217V240H215ZM221 238V239H222ZM7 239V240H8ZM20 239V240H19ZM207 239H208V241H207ZM31 240V241H30ZM212 240V241H211ZM214 240V241H213ZM248 240V241H247ZM13 240H11V241H9L8 240V243H7V241L5 240V242H6V245H5V248H6V246L8 247V246H10L11 244H9V243H11ZM20 241H21V246L19 245V243H20ZM32 241H34L36 244H38V245H36L34 242V244L33 245H35V248H34V246L32 245L31 246V242ZM39 241V240H38ZM210 241V242H209ZM227 242L228 244H229V241H230V244L231 245H233V246H228V244H226L225 242ZM204 242V243H203ZM216 242V243H215ZM224 242V243H223ZM236 242H238V243H236ZM255 242H258V244H259V246H261L260 247V249L258 248V245H257V243H255ZM8 244V245H7ZM17 246V247H18ZM42 246V245H41ZM52 246V245H51ZM50 246V247H51ZM13 247V248H12ZM44 247H46V248H44ZM228 247V248H227ZM255 247V248H254ZM4 248V246L3 247H1V249H3ZM3 249V250H5V252H7V249ZM9 248V247H8ZM11 248H12V251H17V249L14 247V245H11V247L9 248L10 249V252H11ZM32 248L33 249H36L35 251L37 252V253H35V251H33V254H35V255H33L32 254ZM52 248V250H53V247H51ZM257 248V250H254V249H256ZM8 249V250H9ZM15 249V250H14ZM263 249V253H259V252H261V250ZM215 250H217V251H219V252H217V251H215ZM254 250V251H253ZM1 251V250H0ZM20 251H19V253H20ZM251 251H253L252 252V254H251ZM258 251V252H257ZM1 252H3V254L5 253L4 251H1ZM14 252H12L10 255H8L9 254V251L7 252L8 254H7V256H10L11 257V255H12V257H15V255H13L14 254ZM46 252V253H47ZM214 252H215V254H214ZM257 252V253H256ZM45 253V254H46ZM15 254H17L16 252H15ZM40 254V255H39ZM219 254V255H218ZM2 255V254H1ZM1 255H0V258H1ZM4 255H6V254H4ZM4 255H2L3 256V260L2 261H5V262H11L10 260H14V258L12 259V257L11 258H7V256L6 257H4ZM18 255V254H17ZM17 255H16V258H17ZM38 255V256H37ZM54 255H55V252H54ZM211 255V257H208V256H210ZM212 255H214V256H212ZM34 256V258H32ZM215 256H217V257H215ZM252 256V257H251ZM38 257V258H37ZM258 257H260V259L262 260H260ZM7 258V259H6ZM37 258V259H36ZM47 258V259H46ZM49 258V259H48ZM208 258V259H207ZM215 258V259H214ZM184 259L186 260V261H184ZM254 259H256V260H254ZM37 260H38V262H37ZM39 260H40V263H39ZM183 260V261H182ZM16 260H14V261H12L13 262V264H16V262H15ZM206 261V262H205ZM1 262V261H0ZM15 262V263H14Z\"/></svg>",
  "mask_w": 264,
  "mask_h": 264
}]
</instances>
